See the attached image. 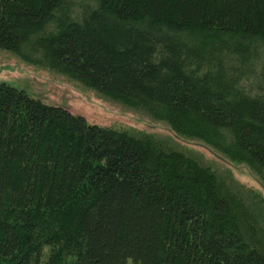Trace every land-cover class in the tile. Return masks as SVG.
I'll return each mask as SVG.
<instances>
[{"label": "trees", "instance_id": "1", "mask_svg": "<svg viewBox=\"0 0 264 264\" xmlns=\"http://www.w3.org/2000/svg\"><path fill=\"white\" fill-rule=\"evenodd\" d=\"M0 50L167 124L264 188V0H0ZM210 169L0 82V264H264ZM69 258L73 261L69 262Z\"/></svg>", "mask_w": 264, "mask_h": 264}, {"label": "rangeland", "instance_id": "2", "mask_svg": "<svg viewBox=\"0 0 264 264\" xmlns=\"http://www.w3.org/2000/svg\"><path fill=\"white\" fill-rule=\"evenodd\" d=\"M0 82L48 106L61 107L81 116L90 125L138 137L148 136L167 149L194 159L217 175L235 201L248 211L264 242V188L246 166L229 163L201 142L178 137L167 124L113 102L62 75L25 63L4 50H0ZM50 253L51 248L45 247L41 264Z\"/></svg>", "mask_w": 264, "mask_h": 264}, {"label": "bare ground", "instance_id": "3", "mask_svg": "<svg viewBox=\"0 0 264 264\" xmlns=\"http://www.w3.org/2000/svg\"><path fill=\"white\" fill-rule=\"evenodd\" d=\"M69 112H70V111H69ZM73 115H74V114H73ZM42 257H44V256H42ZM46 261H47V260H46ZM46 261H45V262H46ZM41 263H42V258H41Z\"/></svg>", "mask_w": 264, "mask_h": 264}]
</instances>
